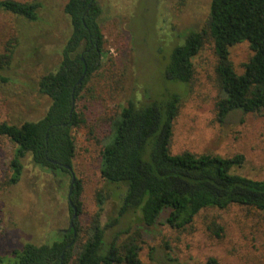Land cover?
I'll use <instances>...</instances> for the list:
<instances>
[{"label":"rangeland","instance_id":"obj_1","mask_svg":"<svg viewBox=\"0 0 264 264\" xmlns=\"http://www.w3.org/2000/svg\"><path fill=\"white\" fill-rule=\"evenodd\" d=\"M33 1V0H18ZM38 19L26 20L0 11V57L5 61L0 80V123L20 125L43 116L50 98L39 92L41 75L55 69L71 25L64 5L68 0H37ZM102 33L100 67L81 89L75 102L83 121L71 128L75 144L72 170L81 183L80 212L75 221L77 239L72 256L85 240L94 216L105 224L116 214L123 186L110 185L100 173L101 150L110 133L109 121L118 105L127 100L164 99L181 95L173 119L171 153L189 151L230 157L242 154L243 162L232 172L264 179V116L230 112L223 121L216 116L218 90L215 56L206 44L193 59L187 84L170 80L165 67L172 49L183 43V34L203 27L211 0H95ZM8 55L7 57H3ZM246 41L229 48L236 72L248 60ZM15 144L0 136V253L25 242L51 243L55 233L69 226V174H57L23 159L18 182L8 184L9 160ZM72 192V191H71ZM104 194L99 210L97 194ZM164 210L156 224L135 226V214L126 213L106 231L139 229L137 244L141 264H205L214 257L219 264H264V220L233 206L202 211L183 230L169 228ZM221 230L215 236L208 225ZM217 228V227H216ZM127 233H122L125 238ZM72 264V261H70Z\"/></svg>","mask_w":264,"mask_h":264},{"label":"trees","instance_id":"obj_2","mask_svg":"<svg viewBox=\"0 0 264 264\" xmlns=\"http://www.w3.org/2000/svg\"><path fill=\"white\" fill-rule=\"evenodd\" d=\"M40 7L37 0H0V11L29 21L38 19ZM64 12L71 31L62 47L61 60L38 80L39 92L50 98L45 113L20 125L0 123V136L15 144L8 164V184L20 179L26 156L35 166L52 173L69 174L71 178V172L64 167L73 166L75 144L71 128L83 121L75 102L89 76L100 67L103 36L97 21L100 8L95 0H68ZM182 38L183 43L175 46L168 57L165 67L168 79L187 84L193 73V59L208 44L216 59L218 121L235 110L264 116V0H211L203 27L188 30ZM243 41L248 43L251 55L242 64V71L236 72L229 48ZM4 64L0 57L1 81L6 80L1 74ZM180 102L181 95L172 93L157 100L130 98L126 104L117 106L101 150L100 173L107 184L123 186L120 202L114 217L104 225L98 219L99 213L94 216L74 258L72 246L78 235L75 219V236L71 230L59 231L51 243L25 242L7 254L0 253V264H70V261L72 264H141L137 227L156 224L164 210V222L174 230L190 226L202 211L227 210L233 206L264 220V179L232 172L234 166L243 162L242 154L223 157L170 152L172 124ZM80 191V180L75 178L70 200L76 215L80 212ZM104 196L101 192L97 194L99 210ZM70 211L73 212L71 206ZM130 212L135 214L136 229L129 233L130 226L112 233L107 240V229ZM207 228L215 236L221 230L214 222ZM122 233H127L125 238L121 237ZM205 264L219 263L211 256Z\"/></svg>","mask_w":264,"mask_h":264},{"label":"water","instance_id":"obj_3","mask_svg":"<svg viewBox=\"0 0 264 264\" xmlns=\"http://www.w3.org/2000/svg\"><path fill=\"white\" fill-rule=\"evenodd\" d=\"M90 6V5H89ZM88 6V7H89ZM81 59L83 60V57L81 56ZM85 70H86V66H84V71H83V74L85 73ZM83 74L82 76L80 77V79L77 81L80 82L81 78L83 77ZM73 110V102L71 103V111ZM53 163H56L55 161L52 160ZM65 168H67L70 172H71V179H70V186H69V190H68V194H67V197H68V202L70 204V206L72 207L73 209V212H72V215H71V220H70V226L73 228V233H75V230H74V227H73V219H75L76 217V209H75V206L73 205V203L71 202L70 200V194H71V191H72V186H73V183L75 181V175L72 171V168L67 166V165H64Z\"/></svg>","mask_w":264,"mask_h":264},{"label":"flooded vegetation","instance_id":"obj_4","mask_svg":"<svg viewBox=\"0 0 264 264\" xmlns=\"http://www.w3.org/2000/svg\"><path fill=\"white\" fill-rule=\"evenodd\" d=\"M90 5V4H89ZM88 5V6H89ZM72 215V214H71ZM70 220H71V216H70ZM70 220H69V226H68V228H66V229H64V230H62V231H64V232H69L70 230L72 231V233H73V228L70 226ZM73 227H74V223H73ZM74 230H75V227H74ZM73 235L75 236L76 235V230H75V233H73ZM71 245V243H69V244H67V246H70Z\"/></svg>","mask_w":264,"mask_h":264}]
</instances>
